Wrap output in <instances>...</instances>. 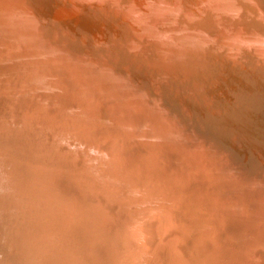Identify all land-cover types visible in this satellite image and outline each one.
Wrapping results in <instances>:
<instances>
[{
  "label": "bare ground",
  "instance_id": "6f19581e",
  "mask_svg": "<svg viewBox=\"0 0 264 264\" xmlns=\"http://www.w3.org/2000/svg\"><path fill=\"white\" fill-rule=\"evenodd\" d=\"M2 109L0 264H209L264 209V0H0Z\"/></svg>",
  "mask_w": 264,
  "mask_h": 264
},
{
  "label": "water",
  "instance_id": "95a60500",
  "mask_svg": "<svg viewBox=\"0 0 264 264\" xmlns=\"http://www.w3.org/2000/svg\"><path fill=\"white\" fill-rule=\"evenodd\" d=\"M239 220L215 242L209 240V264H264V209Z\"/></svg>",
  "mask_w": 264,
  "mask_h": 264
},
{
  "label": "rangeland",
  "instance_id": "374dc122",
  "mask_svg": "<svg viewBox=\"0 0 264 264\" xmlns=\"http://www.w3.org/2000/svg\"><path fill=\"white\" fill-rule=\"evenodd\" d=\"M190 108L191 109H193L191 106H190ZM190 108H189V110H190ZM2 114H4L5 112H4V110L2 109L1 111H0ZM197 136H199L197 133H195ZM200 137V136H199ZM201 138V137H200ZM2 141H1V139H0V143H1ZM1 146V145H0ZM1 148H2V146H1ZM2 150H7L6 148H2ZM25 151H27V150H25L24 148H23V150H22V152L24 153ZM29 152V150L24 154V155H22V156H17L18 154V152H14V154H12V155H7V154H5V155H0V167H2V168H0L1 169V171H0V174H1V172L3 173V175H4V177H6L5 175H9V172H14V173H12V174H15V176L18 178V180L22 177V176H24L26 173H27V175H28V172L27 171H29V167H32V166H34V164L33 163H31V162H29V160L27 159L29 156H28V153ZM260 152V153H259ZM8 153V152H7ZM257 153H259V154H261V151H258ZM247 156H249V154L247 155ZM22 157V158H21ZM23 157H25L26 158V160L25 159H23ZM263 157H264V155H263ZM250 159H249V157H247V161H249ZM7 161V162H6ZM4 162V163H3ZM2 164V165H1ZM22 164V165H21ZM28 164V165H27ZM10 166V167H9ZM11 166H12V169H11ZM8 167V168H7ZM19 167H20V169H19ZM23 167V168H22ZM264 167V165H262V168ZM14 168H17L16 170L14 169ZM11 170V171H10ZM23 170V171H22ZM18 171H19V173H18ZM22 172V173H21ZM26 172V173H25ZM5 173V174H4ZM20 176V177H19ZM25 177H26V175H25ZM25 177L24 178H22V179H20L21 181H23V179H25ZM17 180V181H18ZM19 180V182H21ZM45 207V206H44ZM42 209V210H41ZM46 209V208H45ZM39 210V211H38ZM44 210V208H42V205H39V206H35V208L32 210V212L33 213H35V215L33 214V216L35 217L34 219H32V224L34 223V225L36 224V222L37 221H39V222H37V225H39V229L40 230H42V231H44L43 229H41V226H44V223H46L45 221H42L41 222V220H44L43 218H44V216H45V212H41V211H43ZM50 212V211H49ZM40 214L42 215L41 217H40ZM37 215V216H36ZM44 215V216H43ZM60 215V214H59ZM58 214H55L54 216L55 217H60V216H62V215H60L59 216ZM37 217V218H36ZM41 218V219H40ZM31 221V220H30ZM33 225V226H34ZM37 225H35V227L37 226ZM50 225V224H49ZM63 229V228H62ZM46 241H47V239H46ZM49 241V240H48ZM99 245L100 244H98V243H95L94 245H93V243L92 244H89V245H87V247H85V248H83V249H81L80 251H77L76 253H74V252H72L71 250L72 249H70L69 248V245H67L65 248L64 247H55L56 248V250H55V252H54V255H55V258H53V259H56L55 261H54V263L53 264H106V261H105V259H104V257H103V255H101V252L102 251H100V252H98V251H96V253H95V250H98V247H99ZM90 246V247H89ZM92 246V247H91ZM82 247H84V246H82ZM68 248V249H67ZM89 248H91V249H89ZM88 250V251H87ZM67 251V253H65ZM71 251V252H70ZM93 251H94V253H93ZM69 252V253H68ZM82 252V253H81ZM41 253H42V251L38 254V256H36L33 260H34V262L36 263V264H46L45 262L46 261H44L43 259L44 258H40L39 256L41 255ZM73 253V254H72ZM90 253V254H89ZM36 254V253H35ZM35 254H33V255H35ZM66 254V255H65ZM82 254V255H81ZM78 255V256H77ZM87 255V256H86ZM43 256V255H42ZM74 258H73V257ZM87 258H86V257ZM89 256V257H88ZM43 257H45V256H43ZM67 257V258H66ZM66 258V259H65ZM69 258V259H68ZM77 258V259H76ZM89 258V259H88ZM91 258V259H90ZM94 258V259H93ZM37 259V260H36ZM76 259V260H75ZM81 259V260H80ZM101 260V262H100V260ZM65 260V261H64ZM75 260V261H74ZM85 260V261H84ZM96 260V261H95ZM43 261V262H42ZM73 261V262H72ZM79 261V262H78ZM83 261V262H82ZM91 261H92V263H91ZM42 262V263H41ZM78 262V263H77ZM81 262V263H80Z\"/></svg>",
  "mask_w": 264,
  "mask_h": 264
}]
</instances>
